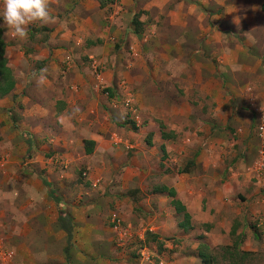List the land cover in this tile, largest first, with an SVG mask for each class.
I'll list each match as a JSON object with an SVG mask.
<instances>
[{
	"label": "crops",
	"instance_id": "obj_1",
	"mask_svg": "<svg viewBox=\"0 0 264 264\" xmlns=\"http://www.w3.org/2000/svg\"><path fill=\"white\" fill-rule=\"evenodd\" d=\"M114 2L119 8L149 11L152 17L169 3L179 4V8L186 4L185 0ZM48 6L51 13V21L46 24L51 29L49 37L34 48L26 47L30 48L28 56L45 63L35 73L28 74L26 71L27 60L24 56L28 49L23 50L21 46L25 39L14 37L12 29L0 23L4 28L2 38L7 65L17 81L13 92L0 98V135L3 138L1 143L4 144H0V242L4 249L14 252L12 264H137L135 258L124 251V244L137 238L144 245L142 250L147 253L153 255L157 249V258H153L152 262L149 259L152 264L251 262L252 255L256 254L252 253L255 248H250L246 237L250 238L245 235L248 233L256 239H262L261 234H256L247 225L259 210L263 211L264 216V196H258L261 188L264 189V166L255 172L251 168L235 169L222 180L223 176L218 177L220 172L215 170V166L209 167L207 161L203 165H206L205 168H201L202 174L198 175L200 179L194 178L198 168L193 165L179 175L170 165L171 162L161 163L167 154L172 156V160L178 153L174 149L172 135L161 132L154 135L152 131L142 135L136 131V118L128 120L123 116H114L118 100L114 98L107 103L106 98L98 92L103 81L112 82V74H106L109 69L98 72L95 81L89 74L86 76L88 79H82L79 70L73 69L75 64H70V58L78 59L82 52L89 58L95 55L91 47L76 50L74 43L79 45L83 38L88 40L94 35H108V30L105 34H98L99 2L48 0ZM177 13L181 17V13ZM144 17L147 16L142 15L141 21ZM95 24L97 26L94 27ZM180 35L179 39L183 40L181 32ZM79 68L83 70V67ZM41 70L46 76L44 84L37 83ZM115 71H118L117 66ZM122 84L121 81L117 86ZM11 97H18L19 103L23 105V110L17 107L13 115ZM67 112L71 116L63 115ZM30 137L37 142L39 139L51 141L44 145L31 143L30 147H35V154L38 149L52 150L53 153L64 151L74 156L80 153L76 147L83 149L82 154L87 156L89 163L86 185H83L84 197L91 195L93 190L112 194L109 200L112 204L110 213L107 207L92 203L88 201L89 198H84L82 207H77V203L69 197L60 198L59 203L55 204L34 170L42 172L43 178L56 192L55 195L58 189L64 194L65 189L69 190L74 182L69 180L65 184V181L60 180L59 167L51 158L37 155L22 162L29 148L23 138ZM84 140L94 142L88 154L84 151ZM126 149L131 153L132 162L135 161L139 166L131 167L129 164L120 173L118 156L128 152ZM160 152L162 156L156 159L155 155ZM152 161L161 177L158 182L150 183L153 168L149 164ZM113 171H116L115 174ZM205 176L207 180H204ZM255 178V181L252 180ZM142 186H150L149 192L140 194L143 192ZM253 196L259 200L253 201ZM157 199L159 204L168 199L170 206L167 209L158 208L155 213H144L148 221L147 225L143 224L141 218L133 213V207L137 208L133 203L137 201L151 209L149 205L151 202L155 204ZM172 210L177 215L179 213L184 222H175ZM63 211L71 220L73 240L71 238L70 241H67L66 231L60 222ZM96 217L101 221L98 225L92 220ZM114 219L121 223L113 224ZM115 224L126 225L116 231ZM93 235L97 242L91 240L94 239ZM64 247L68 250V260L63 253ZM146 252H143L142 260L148 258ZM247 257L250 260H245Z\"/></svg>",
	"mask_w": 264,
	"mask_h": 264
},
{
	"label": "rangeland",
	"instance_id": "obj_2",
	"mask_svg": "<svg viewBox=\"0 0 264 264\" xmlns=\"http://www.w3.org/2000/svg\"><path fill=\"white\" fill-rule=\"evenodd\" d=\"M185 2L182 8L178 7L179 4L169 3L167 7L159 9L154 17L149 15V11L142 9L119 8L116 2L100 7L98 34H105L108 30L107 37L94 35L88 40L83 38L79 45L74 43L76 50L91 47L95 50V55L89 58L82 55V52L78 59L71 57L70 64H75L73 69L79 70L78 74H81L82 79H88L87 74L95 79L98 72L103 73L109 69L106 74H112V82L103 81L98 92L106 98L107 103L114 98L118 100L116 115L112 114L126 117L128 120L131 117L136 118V131L142 135L149 131H152V134H171L174 149L178 153L172 160V156L167 154L161 163L171 162L170 165L180 173L179 175L193 165L198 168L194 178L200 179L198 175L202 174L201 168H205L206 165H203L206 161L209 167L215 166V170L220 172L218 177L223 176L222 180L235 169L251 168L255 172L259 170L260 152L264 149V0ZM176 12H180L181 17L178 13L175 14ZM142 15L147 17L141 21ZM0 26L3 34V25ZM50 32L51 29L46 25L36 23L28 26V35L21 44L23 50L28 49L24 56L28 74L37 72L45 63L28 56L30 48L26 47L34 48L35 45H40V41L48 38ZM179 32L184 36L183 40L179 39ZM74 35L80 37L75 33ZM79 67H83L84 71ZM48 79L50 80V77ZM121 81L123 84L118 87ZM11 99L14 104L11 108L12 115L17 107H22L23 110L18 97ZM63 115L71 116L70 112ZM13 125L15 126L14 123ZM60 125L62 126V123ZM2 141L0 135V144H3ZM30 141L35 145L51 142L47 139H39L37 142L31 137ZM23 142L29 148L23 155L22 162H27L37 155L51 158L59 167L60 180L65 181V184H68L69 180L74 182L70 183L72 187H69V190L65 189V195L58 189L56 196L59 200L69 197L77 203V207H82L84 198H89L88 201L107 207L106 210L110 213L112 204L109 200L112 194L107 195L92 189L91 195L84 197L83 185H86L84 183L89 173V163L87 156L82 154L83 149L76 147V151L80 153L74 156L67 155L64 151L53 153L52 150L38 149L35 154V147L31 148L25 138ZM161 153L155 155V158L162 156ZM130 158L129 151L118 156L120 173H123L129 164L131 167L139 166ZM149 165L153 168L149 182H158L161 176L153 167V161ZM34 172L43 178L42 172ZM115 172L113 171L114 174ZM204 180H207L206 176ZM252 180L255 181L256 178ZM142 187L143 192H139L140 194L149 192L150 186ZM258 196H264L263 188ZM252 198L253 201L259 200L254 196ZM240 201L243 202V199ZM169 202L167 199L163 204H159L157 199L155 204L151 202L149 205L151 209H147L136 201L133 206L137 208L133 207V213L145 224L148 219L144 213L158 212L161 207L167 209ZM262 212L259 210L247 225L253 232L262 236L260 240L248 233L245 235L250 238L246 237L250 248H255L252 253L257 254L252 255V261L246 262L248 264H264ZM172 213L175 222L183 220L179 213L175 214L174 210ZM92 220L97 225L100 221L97 217ZM117 222L121 223L116 219L112 220L113 224ZM119 225L116 231H120L126 224ZM92 237V241L96 240L94 235ZM124 245L125 254L135 258L137 264H152L149 259L152 262L153 258H157V249L153 251V255L147 253L142 250L144 245L138 238ZM141 252H146L148 258L142 260L144 255L142 256ZM216 254L218 255L217 251Z\"/></svg>",
	"mask_w": 264,
	"mask_h": 264
},
{
	"label": "clouds",
	"instance_id": "obj_3",
	"mask_svg": "<svg viewBox=\"0 0 264 264\" xmlns=\"http://www.w3.org/2000/svg\"><path fill=\"white\" fill-rule=\"evenodd\" d=\"M50 21L48 0H0V22L11 28L14 37L20 40L26 39L29 25L43 26ZM45 82L46 76L41 70L37 83Z\"/></svg>",
	"mask_w": 264,
	"mask_h": 264
},
{
	"label": "trees",
	"instance_id": "obj_4",
	"mask_svg": "<svg viewBox=\"0 0 264 264\" xmlns=\"http://www.w3.org/2000/svg\"><path fill=\"white\" fill-rule=\"evenodd\" d=\"M99 2V7H103L106 4L113 3L115 0H97ZM136 23V20H135ZM5 42L2 38V28L0 26V98L4 97L5 95L9 94L13 89L15 88V77L13 75L12 70L7 65V60L5 57ZM27 144H31V141L29 138L26 139ZM94 145V142L91 140H84V151L86 154L90 153L92 150V147ZM43 184L48 189V195L54 199L55 202L59 203L58 196L55 195V192L52 188H50V183L47 182L44 178H42ZM174 203H177V201H174ZM179 204V203H177ZM187 219L185 218V222ZM60 222L62 223V226L64 230L66 231V237L67 241H70L72 238V227H71V220L70 218L64 214V211L60 215ZM184 222V221H181ZM63 253L65 255V258L68 260V250L67 247H64Z\"/></svg>",
	"mask_w": 264,
	"mask_h": 264
},
{
	"label": "built area",
	"instance_id": "obj_5",
	"mask_svg": "<svg viewBox=\"0 0 264 264\" xmlns=\"http://www.w3.org/2000/svg\"><path fill=\"white\" fill-rule=\"evenodd\" d=\"M264 166V149L260 152V161H259V167ZM119 224H115L114 228L118 229ZM141 255L143 256L144 253L141 252ZM14 256V252L12 250H6L1 245L0 242V264H12V258ZM144 257V256H143Z\"/></svg>",
	"mask_w": 264,
	"mask_h": 264
}]
</instances>
